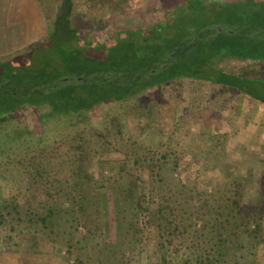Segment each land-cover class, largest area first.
I'll return each mask as SVG.
<instances>
[{
  "label": "rangeland",
  "instance_id": "374dc122",
  "mask_svg": "<svg viewBox=\"0 0 264 264\" xmlns=\"http://www.w3.org/2000/svg\"><path fill=\"white\" fill-rule=\"evenodd\" d=\"M210 1L77 0L75 13L78 26L88 36L83 45L95 53L93 48L119 38L125 25L145 32L155 24L166 28L179 13L191 16L192 4ZM62 33L46 36L42 43L48 42V50L41 48L30 55L53 65H58V53L76 55ZM27 57L21 54L9 60L25 63ZM218 66L248 77L264 76V62L227 57ZM63 67L61 72L70 77ZM260 90L264 96V89ZM143 105L150 107L143 112ZM177 114L181 126L176 124ZM90 129L113 131L109 133L119 138L117 146L144 139L164 151L169 146L161 143H170L177 151L180 170L162 171L147 161L135 167L138 193L128 196L124 225L119 222L120 188L109 189L104 197L109 200L108 212L102 210L104 203L96 204V192L88 191L70 206L66 203L61 209L59 205L57 215L46 224L37 214L42 178L37 166L27 173L24 163L52 147L64 150L63 142ZM99 148L85 146L79 155L97 180L109 171L103 167ZM235 182L242 185V207L229 216ZM66 185L69 190L72 182ZM263 202L264 103L231 88L184 78L152 87L126 102H104L78 117L52 113L49 104H25L0 122V264H162L155 248L170 236L165 231L163 237L161 225L153 220L158 206L170 218V208L174 210L179 224L178 230L173 226L178 233L173 237L175 244L180 240L186 250L204 252L221 230L228 238V249L218 263L264 264V240L258 237L264 231V216L257 214ZM218 211L224 213L223 226L215 221Z\"/></svg>",
  "mask_w": 264,
  "mask_h": 264
},
{
  "label": "trees",
  "instance_id": "16d2710c",
  "mask_svg": "<svg viewBox=\"0 0 264 264\" xmlns=\"http://www.w3.org/2000/svg\"><path fill=\"white\" fill-rule=\"evenodd\" d=\"M191 6L194 8L191 16L179 13L166 28L155 25L145 32L134 25H125L113 43L100 45L93 48L95 53H89L83 45L84 37L88 36L77 24L74 0H62L48 36L53 38L52 35L64 30V43L71 42L73 49L77 50L76 55L58 53L56 66L33 57V54H29L25 63H16L13 59L3 61L0 65V122L14 115L25 104L37 107L49 104L52 113L78 117L104 102H126L152 87H162L184 78L231 88L244 97L264 103L260 90L264 89V76L248 77L218 66V61L227 57L264 62V0H213L207 5ZM47 43L38 45L32 52L41 48L46 52ZM64 65L70 71V77L61 72ZM147 109L144 107L143 112ZM175 117L176 124L180 125V115ZM185 123L188 125L190 121ZM109 132L113 133L111 130ZM109 132L84 130L74 139L63 142L64 150L58 146L52 147L43 150L41 157L28 159L24 163L28 168L25 170L27 173L37 166L36 170L42 178V193H39L38 201L41 210L38 208L37 214L44 223L47 224L57 215L59 205L61 209L66 203L70 206L80 193L87 194L88 191L96 192V204L101 201L104 203L101 209L108 212L109 200L104 197L109 189L120 188L119 222L124 225L128 196L138 193L135 167L144 166L143 162L147 161L151 168L157 166L162 171L180 170L177 151L170 143H161L162 146H169V151H161L144 139L117 146L119 138H112ZM85 146H91V150L95 151L101 146L103 167L109 168V171L99 180L79 161ZM140 148L143 154H140ZM69 181L72 185L67 190L69 186L66 183ZM241 186L240 182L234 183L236 197L228 199L229 216L237 209L241 211ZM257 211V214L264 216V202ZM217 213L215 221L218 220L223 226L221 217L224 213ZM168 215L162 206H158L152 215L153 220L155 218L161 225L160 234L165 237L166 231L170 236L167 243L160 240L155 248V252L161 255L162 264H222L218 262L223 261L228 249L225 244L228 238L224 232L218 230L219 238L204 252L188 251L182 241L178 240L179 243L175 244L173 237L178 234L175 228L178 230L179 224L173 208H170L171 218ZM226 221L230 222L229 218ZM256 222L260 223L259 220ZM263 232L258 235L262 240Z\"/></svg>",
  "mask_w": 264,
  "mask_h": 264
},
{
  "label": "crops",
  "instance_id": "0c3cea01",
  "mask_svg": "<svg viewBox=\"0 0 264 264\" xmlns=\"http://www.w3.org/2000/svg\"><path fill=\"white\" fill-rule=\"evenodd\" d=\"M62 0H0V60L27 55L43 44ZM74 0V10H76Z\"/></svg>",
  "mask_w": 264,
  "mask_h": 264
},
{
  "label": "flooded vegetation",
  "instance_id": "af4514ba",
  "mask_svg": "<svg viewBox=\"0 0 264 264\" xmlns=\"http://www.w3.org/2000/svg\"><path fill=\"white\" fill-rule=\"evenodd\" d=\"M156 25V24H155ZM155 25H153V26H155ZM156 26H158V25H156ZM37 107V106H36Z\"/></svg>",
  "mask_w": 264,
  "mask_h": 264
}]
</instances>
